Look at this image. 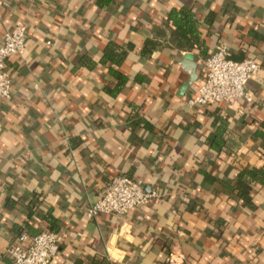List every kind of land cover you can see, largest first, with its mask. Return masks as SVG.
<instances>
[{"label": "crops", "instance_id": "0c3cea01", "mask_svg": "<svg viewBox=\"0 0 264 264\" xmlns=\"http://www.w3.org/2000/svg\"><path fill=\"white\" fill-rule=\"evenodd\" d=\"M183 8L193 34L169 18ZM19 20L27 48L0 101V264L43 229L60 233L52 264H264V0H0V41ZM220 42L261 64L254 101L191 107ZM120 174L160 201L87 217Z\"/></svg>", "mask_w": 264, "mask_h": 264}, {"label": "built area", "instance_id": "2783aa9c", "mask_svg": "<svg viewBox=\"0 0 264 264\" xmlns=\"http://www.w3.org/2000/svg\"><path fill=\"white\" fill-rule=\"evenodd\" d=\"M27 25L22 20L7 30L0 41V101L11 97L13 79L7 61L11 56L23 55L27 45ZM206 74L197 92L186 99V104L205 106L217 102L235 104L254 99L247 89L248 83L261 69L255 59L233 60L226 42L217 43L204 58ZM157 191H147L143 181L126 174L111 178L100 197L87 209L86 215L94 218L101 213L126 215L141 205L160 201ZM60 233L43 229L39 233L23 232L8 252L14 264H52L60 250Z\"/></svg>", "mask_w": 264, "mask_h": 264}, {"label": "trees", "instance_id": "16d2710c", "mask_svg": "<svg viewBox=\"0 0 264 264\" xmlns=\"http://www.w3.org/2000/svg\"><path fill=\"white\" fill-rule=\"evenodd\" d=\"M169 18L175 22L176 24V29L175 32L177 34H184V33H194L195 30V26L197 25L189 11V9H181L178 11H173L170 13ZM261 135L264 136V132L261 133ZM264 146V144H263ZM255 171L257 172V170H253L252 173L255 174ZM23 233V232H22ZM21 233V234H22ZM19 234V235H21Z\"/></svg>", "mask_w": 264, "mask_h": 264}, {"label": "water", "instance_id": "95a60500", "mask_svg": "<svg viewBox=\"0 0 264 264\" xmlns=\"http://www.w3.org/2000/svg\"><path fill=\"white\" fill-rule=\"evenodd\" d=\"M182 64L185 66V68L190 73L189 83L186 84L187 86L189 84H192L194 80L196 79L197 62L193 61V55L191 53H186L182 59Z\"/></svg>", "mask_w": 264, "mask_h": 264}]
</instances>
